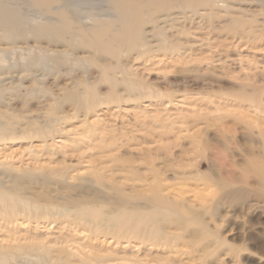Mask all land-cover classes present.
I'll return each mask as SVG.
<instances>
[{
	"label": "rangeland",
	"instance_id": "374dc122",
	"mask_svg": "<svg viewBox=\"0 0 264 264\" xmlns=\"http://www.w3.org/2000/svg\"><path fill=\"white\" fill-rule=\"evenodd\" d=\"M222 2L100 48L106 0H66L65 39L5 1L0 264H264V0Z\"/></svg>",
	"mask_w": 264,
	"mask_h": 264
},
{
	"label": "bare ground",
	"instance_id": "6f19581e",
	"mask_svg": "<svg viewBox=\"0 0 264 264\" xmlns=\"http://www.w3.org/2000/svg\"><path fill=\"white\" fill-rule=\"evenodd\" d=\"M5 1L8 2L9 0H0V23H3L7 27L15 28L16 30L17 28H20V26L30 27L31 25L27 23V21H25L24 19L21 20L19 16L17 15L15 16L11 12L10 13L2 12ZM30 1H31L30 4L42 8L43 10H45L46 13L50 11H55L54 13L57 14V17H52L48 15L42 17L39 16V18L41 19L43 18L42 20L43 22H40L35 27L32 26V28L34 30H37L38 32L54 33V35L59 36V38L65 39V35L68 32L72 19L74 18L71 15L67 14L68 8L65 4L66 0H30ZM200 1L204 2L205 4L210 2V0H200ZM212 1L214 2V5L218 4L220 1L221 3H223L222 2L223 0H212ZM106 2L108 3L110 9L114 11V13H109L106 10L107 12L105 11L100 14L103 15L105 18H101V16L99 17V15L95 16V20L92 26H90L89 28H87L85 31L82 32L84 33L85 36L83 37V40H85L86 42L89 41V43L91 44L93 43L100 48H109L111 47L112 44H123L125 42L128 43L129 45L137 43L141 39L142 29L139 26L142 23V15L145 10L144 8L145 5L146 6L149 5V8H147L145 12L148 11L151 14L157 11L158 9L167 10L162 14L161 17H159V15L155 16V19H158V23L159 21L166 22L168 20H173L175 23L182 20L185 21L190 16L185 14L181 16L180 13L183 12L185 13L187 11H191L193 15H196L201 19L203 18L209 19L210 15L218 14V11H213V12L211 11L213 7H210L211 9L209 11L208 10L206 11V9L208 8L199 6L197 4L198 0H182L181 1V3L183 4L182 8H185L182 10L172 8L170 0L167 1L165 0H145V1L106 0ZM198 9H201V11ZM229 18L230 20H235V17L232 15H230ZM159 28L160 30L164 31L161 40H165L166 38L170 40L169 38L170 35L165 34L167 30L164 27V25L163 24L159 25ZM75 35L79 36V34H75ZM80 36L82 37L83 35L81 34ZM160 47L162 46L160 45ZM58 242H60L58 239L55 240V243Z\"/></svg>",
	"mask_w": 264,
	"mask_h": 264
}]
</instances>
